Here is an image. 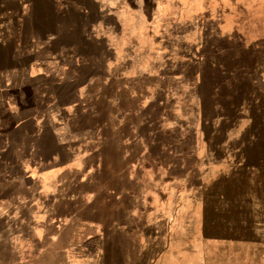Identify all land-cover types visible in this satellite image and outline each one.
Segmentation results:
<instances>
[{"label": "rangeland", "instance_id": "rangeland-1", "mask_svg": "<svg viewBox=\"0 0 264 264\" xmlns=\"http://www.w3.org/2000/svg\"><path fill=\"white\" fill-rule=\"evenodd\" d=\"M63 78L71 85L54 87ZM83 81L86 144L96 128L108 159L127 154L122 144L130 155L149 144L160 162L150 175L182 190L197 182L207 238L230 240L208 246L204 261L183 228L174 260L264 264V0H0L1 89L57 99ZM121 84L152 99L142 128L136 115L113 127L114 114L136 107ZM48 120L62 118L45 110L34 127ZM151 225L157 237L162 226ZM134 235L114 249L131 261L141 251V230Z\"/></svg>", "mask_w": 264, "mask_h": 264}, {"label": "crops", "instance_id": "crops-1", "mask_svg": "<svg viewBox=\"0 0 264 264\" xmlns=\"http://www.w3.org/2000/svg\"><path fill=\"white\" fill-rule=\"evenodd\" d=\"M63 79L54 87L68 88L71 84ZM12 89L0 88V264H182V257H173L183 228L196 249L204 250V261L205 249L213 242L229 246L230 240L207 238L202 218L206 203L197 182L189 181L182 190L172 178L166 182L163 175H150L160 162L150 159L149 144H142L134 155L129 154L132 146L122 144V155L127 154L119 160L102 153V144L96 143L98 128L94 143L86 144L84 81L74 85L73 95L57 99L48 94L47 99H31L22 87ZM120 89L127 90L136 107L114 114V129L133 115L141 119L142 128L149 117L144 106L152 99L138 96L125 84ZM49 109L62 120L34 127L38 114ZM122 165L127 174H113ZM102 172L105 177L95 174ZM151 224L162 226L157 237ZM140 230L137 259L131 261L121 251L119 256L114 249L132 243ZM156 246L160 249L151 259L150 250Z\"/></svg>", "mask_w": 264, "mask_h": 264}]
</instances>
